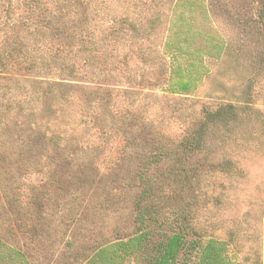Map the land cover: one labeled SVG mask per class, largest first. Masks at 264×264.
Here are the masks:
<instances>
[{
    "label": "rangeland",
    "instance_id": "rangeland-1",
    "mask_svg": "<svg viewBox=\"0 0 264 264\" xmlns=\"http://www.w3.org/2000/svg\"><path fill=\"white\" fill-rule=\"evenodd\" d=\"M180 213L264 264V0H0V264H153Z\"/></svg>",
    "mask_w": 264,
    "mask_h": 264
},
{
    "label": "trees",
    "instance_id": "trees-1",
    "mask_svg": "<svg viewBox=\"0 0 264 264\" xmlns=\"http://www.w3.org/2000/svg\"><path fill=\"white\" fill-rule=\"evenodd\" d=\"M198 146V147H197ZM200 145H197V142L194 138H190L186 141V143L180 149V156L185 160V162L192 158L191 154L195 152V150H199ZM176 175H179V178L184 177L186 175V170L182 165L179 166V172H175ZM152 189L145 190V196H149L151 194ZM156 212H148L146 214L147 219L145 220L144 215H139L138 222L141 223L142 227L144 224L155 226L157 223L164 224L165 220L159 218L158 215L155 214ZM175 232L171 235L166 236L165 241H161L158 245L154 247V258L152 259L153 264H185L186 260L190 259V256L195 252L197 254L198 247L200 246V241L198 239L196 241H188L187 235L190 234V226L187 223L188 217L184 214L180 213L179 218H175ZM207 246L202 250L201 255L203 256L204 260H212L209 256L215 257L217 250L213 251V248L216 247L215 242H207ZM223 245V244H222ZM223 247L218 248V252L222 251ZM202 249V248H201ZM213 251V253L211 252ZM211 252V253H210ZM183 255V258H179ZM217 257V256H216ZM218 258V257H217ZM214 260V259H213ZM216 262L218 260H214Z\"/></svg>",
    "mask_w": 264,
    "mask_h": 264
}]
</instances>
